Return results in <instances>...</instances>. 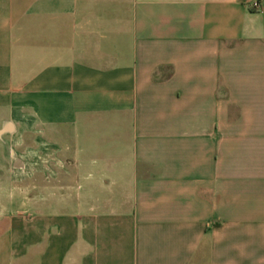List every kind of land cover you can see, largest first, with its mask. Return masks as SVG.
<instances>
[{"label":"crops","instance_id":"obj_1","mask_svg":"<svg viewBox=\"0 0 264 264\" xmlns=\"http://www.w3.org/2000/svg\"><path fill=\"white\" fill-rule=\"evenodd\" d=\"M0 264H264V0H0Z\"/></svg>","mask_w":264,"mask_h":264}]
</instances>
